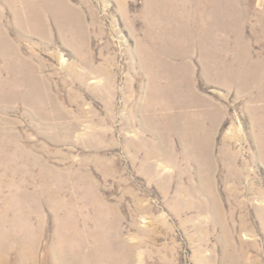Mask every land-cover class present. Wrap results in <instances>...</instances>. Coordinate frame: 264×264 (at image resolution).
<instances>
[{
  "label": "rangeland",
  "instance_id": "rangeland-1",
  "mask_svg": "<svg viewBox=\"0 0 264 264\" xmlns=\"http://www.w3.org/2000/svg\"><path fill=\"white\" fill-rule=\"evenodd\" d=\"M0 264H264V0H0Z\"/></svg>",
  "mask_w": 264,
  "mask_h": 264
}]
</instances>
